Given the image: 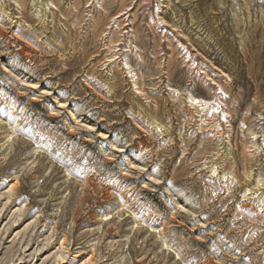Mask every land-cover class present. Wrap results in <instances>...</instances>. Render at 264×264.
<instances>
[{"label": "rangeland", "instance_id": "obj_1", "mask_svg": "<svg viewBox=\"0 0 264 264\" xmlns=\"http://www.w3.org/2000/svg\"><path fill=\"white\" fill-rule=\"evenodd\" d=\"M0 264H264V0H0Z\"/></svg>", "mask_w": 264, "mask_h": 264}, {"label": "bare ground", "instance_id": "obj_2", "mask_svg": "<svg viewBox=\"0 0 264 264\" xmlns=\"http://www.w3.org/2000/svg\"><path fill=\"white\" fill-rule=\"evenodd\" d=\"M195 101V100H194ZM202 103V102H201ZM204 103V102H203ZM200 104V103H199ZM205 106V105H204Z\"/></svg>", "mask_w": 264, "mask_h": 264}]
</instances>
